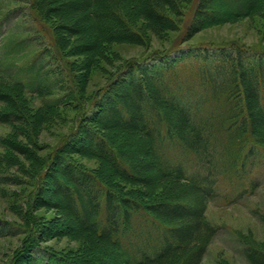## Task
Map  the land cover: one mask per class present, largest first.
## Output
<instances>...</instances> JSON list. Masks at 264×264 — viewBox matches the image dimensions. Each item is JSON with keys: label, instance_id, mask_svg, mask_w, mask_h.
Wrapping results in <instances>:
<instances>
[{"label": "trees", "instance_id": "obj_1", "mask_svg": "<svg viewBox=\"0 0 264 264\" xmlns=\"http://www.w3.org/2000/svg\"><path fill=\"white\" fill-rule=\"evenodd\" d=\"M29 1L50 26L57 49L63 44L72 56L86 57L81 71L87 73L108 45L145 46L149 35L178 31L186 10L191 37L207 27L264 15V0ZM227 48L233 54L204 49L196 57L164 59L149 68L134 62L127 77L104 87L86 124L45 155L38 139L3 141L34 170L21 218L28 238L41 234L45 241L82 244L75 255L61 258L31 248L28 264H203L218 233L206 213L220 181L230 182L233 201L253 195L258 182H247L243 172L253 156H264L263 52ZM193 60L203 63L198 73L179 79L178 67ZM216 60L219 67L209 66ZM218 71L229 78L219 80ZM24 92L23 84L0 79V124L26 138L36 128V116L24 104ZM220 98L221 107L215 104ZM206 105L213 112L199 116ZM229 147L233 155H227ZM77 158L98 167L86 168ZM41 210L57 215L52 226L41 228L35 216ZM254 213L264 228V210ZM239 241L249 264H264V242L252 233H240ZM37 254L47 257L36 262Z\"/></svg>", "mask_w": 264, "mask_h": 264}, {"label": "rangeland", "instance_id": "obj_2", "mask_svg": "<svg viewBox=\"0 0 264 264\" xmlns=\"http://www.w3.org/2000/svg\"><path fill=\"white\" fill-rule=\"evenodd\" d=\"M190 20V12L186 10L178 22V31L167 32L162 37L149 35L150 40L145 46L108 45L104 58L99 59L97 66L87 73L81 71L86 57L72 56L63 44L60 50L57 49L50 26L38 18L29 0H0V79L11 84H23V102L30 114L36 116V128L33 133L27 132L28 138L15 134L10 126L0 124V264H28L30 257L26 252L35 247L45 248L53 257H72L82 245L68 238L45 241L46 237L41 234L28 238L21 218L27 211L28 190L34 183V170L24 158L4 148V140L26 144L27 140L35 138L45 149L42 155L47 154L77 126L86 124L89 114L98 110L96 104L101 101L104 87L114 79L127 77V70L132 69L136 62L149 68L158 66L164 59L174 62L192 55L196 57L197 52L204 49L213 53L228 49L233 54L227 48L232 44L263 52L261 56H264V15L207 27L193 37L186 28ZM55 35L61 38L56 29ZM213 63L209 66L217 68L221 65L217 60ZM202 64L194 60L182 64L178 67L179 79L188 81L193 78ZM219 73H216L219 80L229 78L228 74ZM215 104L221 107L222 99ZM210 112L213 109L206 105L198 115L203 117ZM219 148L217 146L221 152L223 148ZM227 149V155H233V149ZM253 159L243 174L247 175V182H258L255 193L233 201L232 196L229 197L232 191L230 182L221 180L219 195L208 205L207 218L218 228V233L203 264H217L221 260L231 264H249L243 253L244 246L239 241L240 233H252L256 240L264 242L263 225L254 213L264 210V156ZM76 160L89 169L98 167L94 160ZM215 162L220 163L217 158ZM35 216L41 228L47 223L52 226V220L57 217L45 210L38 211ZM45 256L37 254L34 258L36 262H42Z\"/></svg>", "mask_w": 264, "mask_h": 264}]
</instances>
